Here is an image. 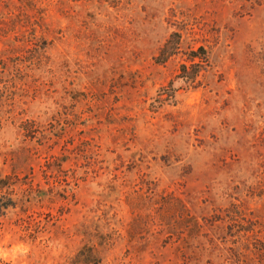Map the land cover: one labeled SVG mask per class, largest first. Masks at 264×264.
Segmentation results:
<instances>
[{
	"label": "rangeland",
	"instance_id": "1",
	"mask_svg": "<svg viewBox=\"0 0 264 264\" xmlns=\"http://www.w3.org/2000/svg\"><path fill=\"white\" fill-rule=\"evenodd\" d=\"M0 264H264V0H0Z\"/></svg>",
	"mask_w": 264,
	"mask_h": 264
}]
</instances>
